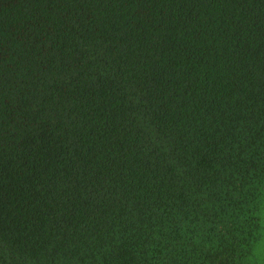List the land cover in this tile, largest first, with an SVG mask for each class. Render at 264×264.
Masks as SVG:
<instances>
[{
	"label": "trees",
	"instance_id": "trees-1",
	"mask_svg": "<svg viewBox=\"0 0 264 264\" xmlns=\"http://www.w3.org/2000/svg\"><path fill=\"white\" fill-rule=\"evenodd\" d=\"M0 264H264V0H0Z\"/></svg>",
	"mask_w": 264,
	"mask_h": 264
}]
</instances>
